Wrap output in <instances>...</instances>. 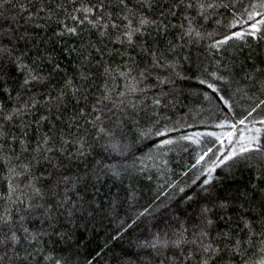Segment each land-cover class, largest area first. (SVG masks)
Returning a JSON list of instances; mask_svg holds the SVG:
<instances>
[{
    "label": "trees",
    "instance_id": "16d2710c",
    "mask_svg": "<svg viewBox=\"0 0 264 264\" xmlns=\"http://www.w3.org/2000/svg\"><path fill=\"white\" fill-rule=\"evenodd\" d=\"M0 264H264V0H0Z\"/></svg>",
    "mask_w": 264,
    "mask_h": 264
},
{
    "label": "snow or ice",
    "instance_id": "6c2138e0",
    "mask_svg": "<svg viewBox=\"0 0 264 264\" xmlns=\"http://www.w3.org/2000/svg\"><path fill=\"white\" fill-rule=\"evenodd\" d=\"M237 35H239V34H237ZM243 122H244V121H241V123H243ZM241 151H242V152H245V151H248V149H246V148H242ZM201 159H203V157H201ZM13 239H15V237H13Z\"/></svg>",
    "mask_w": 264,
    "mask_h": 264
}]
</instances>
